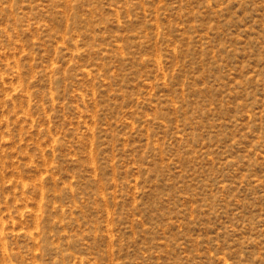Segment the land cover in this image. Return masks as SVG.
I'll return each mask as SVG.
<instances>
[{
	"label": "rangeland",
	"instance_id": "obj_1",
	"mask_svg": "<svg viewBox=\"0 0 264 264\" xmlns=\"http://www.w3.org/2000/svg\"><path fill=\"white\" fill-rule=\"evenodd\" d=\"M0 264H264V0H0Z\"/></svg>",
	"mask_w": 264,
	"mask_h": 264
}]
</instances>
